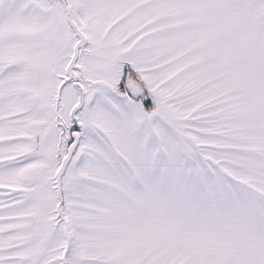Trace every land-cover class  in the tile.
<instances>
[{"label": "snow or ice", "instance_id": "obj_1", "mask_svg": "<svg viewBox=\"0 0 264 264\" xmlns=\"http://www.w3.org/2000/svg\"><path fill=\"white\" fill-rule=\"evenodd\" d=\"M0 264H264V0H0Z\"/></svg>", "mask_w": 264, "mask_h": 264}]
</instances>
